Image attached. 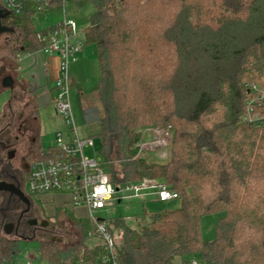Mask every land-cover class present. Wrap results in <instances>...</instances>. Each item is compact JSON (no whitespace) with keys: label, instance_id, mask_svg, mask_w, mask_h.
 <instances>
[{"label":"trees","instance_id":"trees-1","mask_svg":"<svg viewBox=\"0 0 264 264\" xmlns=\"http://www.w3.org/2000/svg\"><path fill=\"white\" fill-rule=\"evenodd\" d=\"M92 2L83 34L98 52L104 167L115 185L158 180L180 202L142 231L122 225L121 263L264 264V127L240 122L245 84L264 79V0ZM33 18L4 21L14 33L0 37V69L15 72L21 57L47 48L42 37L51 28L37 31ZM25 111L37 118L34 101ZM156 129L171 133L165 163L139 156L143 132ZM215 214L216 237L207 242L201 222ZM72 221L77 244L39 241L41 260L95 264L102 249L88 247L85 220ZM19 245L0 236V264L11 263Z\"/></svg>","mask_w":264,"mask_h":264},{"label":"built area","instance_id":"built-area-1","mask_svg":"<svg viewBox=\"0 0 264 264\" xmlns=\"http://www.w3.org/2000/svg\"><path fill=\"white\" fill-rule=\"evenodd\" d=\"M70 0H0V6L19 17L33 12L34 17L46 14L55 7H60L65 14V7ZM51 55L58 58V76L56 94L50 101L55 114L64 122L66 133L58 132L55 144L42 151L37 159L30 163L27 177V195L36 201L47 195L60 196L64 205L77 212L82 220L89 221L87 242L98 240L90 249L101 248L102 252L95 264H122L118 242L109 230L108 222L96 215L122 203L158 201L167 203L179 200V195L166 184L145 178L136 183L115 185L110 175L97 158L94 139L81 138L76 126L70 99V67L77 60V55L86 46L83 32L78 31L72 20H63L51 28L42 37ZM240 122L249 127H264V79L245 84V112ZM159 137L151 144L140 143L139 154L167 147L171 137L168 131L156 129ZM86 149H92L95 157L85 155ZM39 253V252H38ZM30 260L27 264H32ZM2 264H11L3 262ZM82 264V263H80ZM188 264H202L196 258Z\"/></svg>","mask_w":264,"mask_h":264},{"label":"rangeland","instance_id":"rangeland-1","mask_svg":"<svg viewBox=\"0 0 264 264\" xmlns=\"http://www.w3.org/2000/svg\"><path fill=\"white\" fill-rule=\"evenodd\" d=\"M95 13L96 10L92 0H70L65 7V14L60 7H55L44 15L39 14L33 18L32 21L35 29L37 31H42L57 25L63 20L65 16L67 20H72L75 23L78 31L82 32L87 27H89ZM86 48L94 51L97 50V48L91 44H86ZM97 60L98 57L96 61L88 64L85 73H80L79 77H82V79L79 81L80 89L78 90H73L71 72H69L70 99L73 115L80 137L88 138L84 137L87 135L94 139L96 149L99 151L97 158H99L104 165V159L100 154L101 142L97 137L98 133L100 132V118L102 116V109L97 89L100 80V66ZM83 94L84 96H81ZM6 95L7 94L5 92L0 97H5ZM87 101L88 104H86ZM89 104L93 106L92 113H88ZM60 124L61 119L59 118L48 122L43 121L41 131L45 130L47 132V137H42V143L45 149H47V146H53L55 144V139L53 140L52 133H56L55 129L60 126ZM4 126L5 123L0 124V128ZM158 137L159 135L154 132V130L145 131L143 132L142 143L147 145L151 144L158 140ZM169 143L170 142H168L167 147H159L155 150H150L149 152L139 154V156L145 158L149 162L165 163L169 160ZM18 148H20V146ZM85 155L88 157H95L92 149H86ZM179 207V200L167 203L158 201L128 202L109 208L106 211L98 213L96 216L108 222L109 230L117 240L118 246L120 247L123 235L122 225H125L127 228L132 230L142 231L144 227L151 226L153 215L161 214L165 211H173ZM143 212H145L147 216L143 217ZM220 218V214H215L202 220L201 231L203 240L207 242H212L215 240V229ZM50 222L55 224L58 228L59 234L57 239H61V242L55 241V243L60 244L62 249H70L77 244L79 241V230L70 224L69 221L59 217L57 214V217L50 218ZM85 224L89 225V221L85 220ZM153 227L162 228L164 227V224L157 223ZM95 243H98V240L91 239L87 242V245L93 246ZM29 253L35 257L33 264H47L46 261L41 260L39 257L38 243L33 241L20 242L17 257L19 259H25ZM177 259L180 260L182 264H188V262L193 258L181 259L178 257Z\"/></svg>","mask_w":264,"mask_h":264},{"label":"crops","instance_id":"crops-1","mask_svg":"<svg viewBox=\"0 0 264 264\" xmlns=\"http://www.w3.org/2000/svg\"><path fill=\"white\" fill-rule=\"evenodd\" d=\"M96 55L98 57L97 50H89L86 46L82 52L77 55L76 62L70 67L73 90L80 89L79 81L82 77H79V75L80 73H85L89 63L96 61ZM58 62V58L51 55L48 51H40L21 57L15 72H10L6 70L5 67L0 69V96L5 92L7 94L5 97H0V123L4 121L5 125L11 123L14 126L19 123L35 128L37 145L40 146L39 155L42 151L46 150L42 143V137H47V132L45 130L41 131L43 121L48 122L57 118L61 119V117L55 114L50 105V101L56 94L55 83L58 76ZM6 66L12 68L9 64H6ZM7 76L14 78L13 90H5L2 87V80ZM81 96H84V94ZM31 100L35 102L38 110L37 118L34 119L27 118L25 111L26 105L29 104ZM86 104H88V101ZM88 107V113H92L93 106L89 104ZM55 130L56 133H52L53 140L58 132L66 133L67 130L62 119L60 126ZM27 132H24L20 137L21 142L19 143V150H23L29 145L30 135ZM84 137L89 136L86 135ZM50 147L51 146H47V149ZM60 201V196L47 195L37 202L40 203L45 215L47 214L46 217L55 218L58 214L59 217L66 219L70 224H73L72 220H82L77 215L82 214L83 210H77V212L72 211L67 205H64ZM30 260H35L34 255L30 253L25 259H19L16 255L11 261V264H27ZM174 264L182 263L180 260L176 259Z\"/></svg>","mask_w":264,"mask_h":264},{"label":"flooded vegetation","instance_id":"flooded-vegetation-1","mask_svg":"<svg viewBox=\"0 0 264 264\" xmlns=\"http://www.w3.org/2000/svg\"><path fill=\"white\" fill-rule=\"evenodd\" d=\"M24 132L30 135L29 145L19 150L20 137ZM0 143L9 147L4 155H0V182L10 190L0 193V236L19 242H61L57 239L59 231L56 225L50 222L49 216L46 217L40 203L27 195L30 163L39 156L35 128L8 123L0 128Z\"/></svg>","mask_w":264,"mask_h":264},{"label":"water","instance_id":"water-1","mask_svg":"<svg viewBox=\"0 0 264 264\" xmlns=\"http://www.w3.org/2000/svg\"><path fill=\"white\" fill-rule=\"evenodd\" d=\"M10 16V13L3 9L0 6V37L3 35H8L14 33V28L4 25V21L7 20V18ZM2 87L5 90H13L14 88V78L11 76H7L3 78L2 80ZM1 150H0V155H4V153L9 149L8 146H6L4 143H0ZM15 150H13V153ZM3 183L0 182V193H8L10 190L7 187L2 186ZM52 242H55L54 240ZM57 242H60L57 241Z\"/></svg>","mask_w":264,"mask_h":264}]
</instances>
